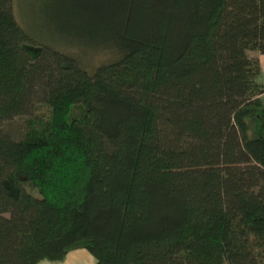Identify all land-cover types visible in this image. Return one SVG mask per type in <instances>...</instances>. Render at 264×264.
Masks as SVG:
<instances>
[{"label": "trees", "instance_id": "1", "mask_svg": "<svg viewBox=\"0 0 264 264\" xmlns=\"http://www.w3.org/2000/svg\"><path fill=\"white\" fill-rule=\"evenodd\" d=\"M37 1L96 57L0 0V264H264V0Z\"/></svg>", "mask_w": 264, "mask_h": 264}, {"label": "rangeland", "instance_id": "2", "mask_svg": "<svg viewBox=\"0 0 264 264\" xmlns=\"http://www.w3.org/2000/svg\"><path fill=\"white\" fill-rule=\"evenodd\" d=\"M15 1L13 11L18 23L37 44L45 45L65 53L66 49H71L83 61L88 59L90 61L95 60L96 56L92 57L90 55V53L93 54L92 51L86 50L84 47H74L66 44V38L60 36L53 29L37 0ZM262 96L263 94L261 95V99ZM17 125V122H13L11 127L15 128Z\"/></svg>", "mask_w": 264, "mask_h": 264}, {"label": "crops", "instance_id": "3", "mask_svg": "<svg viewBox=\"0 0 264 264\" xmlns=\"http://www.w3.org/2000/svg\"><path fill=\"white\" fill-rule=\"evenodd\" d=\"M251 56H256L262 72V82L264 83V53H257L255 51H248ZM262 102L264 101V93L262 96ZM37 264H95L94 257L84 248H77L70 250L63 260L61 261H49L41 260Z\"/></svg>", "mask_w": 264, "mask_h": 264}]
</instances>
